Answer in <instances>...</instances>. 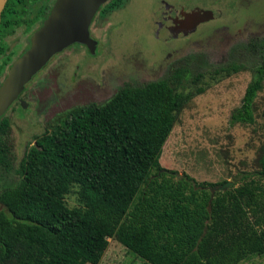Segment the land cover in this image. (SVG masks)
I'll return each instance as SVG.
<instances>
[{"label":"trees","instance_id":"16d2710c","mask_svg":"<svg viewBox=\"0 0 264 264\" xmlns=\"http://www.w3.org/2000/svg\"><path fill=\"white\" fill-rule=\"evenodd\" d=\"M127 1L103 4L96 24ZM243 68L231 62L215 71ZM174 72L179 79L188 71ZM170 81L125 83L101 104L72 107L35 138L18 180L0 191V264H98L109 237L150 264H237L264 253V144L256 178L246 172L213 195L214 183L163 167L162 147L186 101ZM263 81L264 51L231 124L254 121ZM10 129L9 115L1 116L3 165ZM73 186L80 205L70 207Z\"/></svg>","mask_w":264,"mask_h":264},{"label":"rangeland","instance_id":"374dc122","mask_svg":"<svg viewBox=\"0 0 264 264\" xmlns=\"http://www.w3.org/2000/svg\"><path fill=\"white\" fill-rule=\"evenodd\" d=\"M95 26L90 28L99 40L98 49L95 54H84L88 62L81 64L90 80L77 79L68 98L63 95L67 88L58 93V81L37 75L28 84L35 101L27 111L7 113L10 152L8 164H0V191L16 183L24 152L58 112L62 115L72 106L101 104L125 83L160 78H169L175 90L186 95L162 147L161 165L198 182L229 181L228 188L238 186L246 172L248 178H256L250 173L258 168L256 159L264 144V81L254 99V121L231 124L230 115L241 104L264 51V0H128L102 26ZM26 47L24 41L18 44V50ZM231 62L245 68L215 71ZM177 68L188 72L174 78ZM57 96L60 102L50 111L34 116L46 100ZM65 201L70 207L80 205L76 186ZM0 208H4L1 203ZM108 241L98 264H150L115 237ZM237 264H264V253Z\"/></svg>","mask_w":264,"mask_h":264},{"label":"flooded vegetation","instance_id":"af4514ba","mask_svg":"<svg viewBox=\"0 0 264 264\" xmlns=\"http://www.w3.org/2000/svg\"><path fill=\"white\" fill-rule=\"evenodd\" d=\"M54 1L55 0H7L5 7L2 10L0 19V68L2 67L0 69V83L2 79L6 77L12 62L29 47L32 34L42 25L44 19L49 14ZM93 23L96 25L95 27L98 26L94 18L91 25ZM90 27V35L97 41L95 49L96 52L98 49L99 40L93 36ZM22 41H24L25 47L26 45L27 47L24 50H18V44H20ZM87 52L90 51L85 44L73 43L64 48L62 51L53 55L25 85L19 97L11 103L3 115H6L9 111L14 109L27 111V108H29L31 105V101L34 100V97L30 96L28 84L37 75H39L41 79H54V81H58L61 85V87H59L58 84V93L63 91L62 88H67L63 95L69 98L75 91L74 83L77 81V79L79 80V78L82 79L88 76L82 71L81 65L84 63L85 66V64L88 62V58L83 57V55ZM78 53L79 56L77 55ZM73 54L76 56L75 58L72 56ZM87 79L90 80L91 78H86V80ZM59 98L60 96H57L56 98L53 97V100L51 101H47L45 99L46 101L41 106L39 113L34 112V116L38 114L44 116L48 110L50 111L51 108L60 102ZM72 107L65 111H68ZM30 114H32V112H30ZM56 115V117L55 115L53 116L55 118L46 123L44 130L46 128H51V126L56 124L61 116L59 112Z\"/></svg>","mask_w":264,"mask_h":264},{"label":"water","instance_id":"95a60500","mask_svg":"<svg viewBox=\"0 0 264 264\" xmlns=\"http://www.w3.org/2000/svg\"><path fill=\"white\" fill-rule=\"evenodd\" d=\"M108 1H54L42 25L32 34L29 47L12 62L0 83V117L53 55L73 43L85 44L91 53H95L97 41L91 37L89 27L100 7ZM6 2L0 0V19ZM230 183L215 184L210 187L211 194L227 189Z\"/></svg>","mask_w":264,"mask_h":264}]
</instances>
